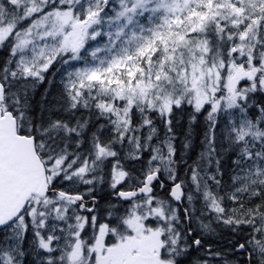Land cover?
Wrapping results in <instances>:
<instances>
[{"label":"snow or ice","instance_id":"1","mask_svg":"<svg viewBox=\"0 0 264 264\" xmlns=\"http://www.w3.org/2000/svg\"><path fill=\"white\" fill-rule=\"evenodd\" d=\"M0 51V264H264V0H0Z\"/></svg>","mask_w":264,"mask_h":264},{"label":"trees","instance_id":"2","mask_svg":"<svg viewBox=\"0 0 264 264\" xmlns=\"http://www.w3.org/2000/svg\"><path fill=\"white\" fill-rule=\"evenodd\" d=\"M6 51H0V59H3L4 56H6ZM53 71H55V68L53 69ZM44 87H47V85H45ZM40 92H43V87L40 89ZM37 99H39V96H37ZM178 119L180 120V125L177 126L176 128V132H177V136H178V140H177V147L181 148V144L183 141V133L186 130V118L182 119L180 117H178ZM199 132V130H198ZM194 144L197 146L194 150L193 153H191L192 158H195V151L198 150V145H199V135L196 136L195 140H194ZM190 162V161H189ZM181 171L183 172V168L181 169ZM227 183H228V176H225V187H227ZM231 237L228 236L227 233H225L222 237H210L208 238L207 242H211L214 248H217L220 251H225L227 252V255L229 257V259H232L234 261H243L244 257L243 256H239V255H234L231 251H228L226 249V243L227 240L230 239ZM198 255H203V253H193V258H195Z\"/></svg>","mask_w":264,"mask_h":264}]
</instances>
